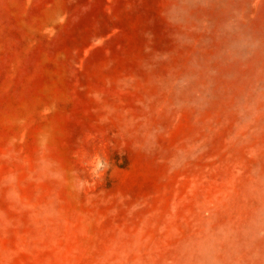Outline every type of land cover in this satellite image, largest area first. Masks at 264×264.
<instances>
[{"label": "rangeland", "instance_id": "1", "mask_svg": "<svg viewBox=\"0 0 264 264\" xmlns=\"http://www.w3.org/2000/svg\"><path fill=\"white\" fill-rule=\"evenodd\" d=\"M0 264H264V0H0Z\"/></svg>", "mask_w": 264, "mask_h": 264}]
</instances>
